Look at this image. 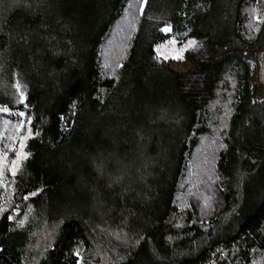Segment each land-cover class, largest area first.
<instances>
[{
  "label": "trees",
  "instance_id": "trees-1",
  "mask_svg": "<svg viewBox=\"0 0 264 264\" xmlns=\"http://www.w3.org/2000/svg\"><path fill=\"white\" fill-rule=\"evenodd\" d=\"M256 48L264 76V0H0V106L31 120L0 264H264Z\"/></svg>",
  "mask_w": 264,
  "mask_h": 264
},
{
  "label": "rangeland",
  "instance_id": "rangeland-1",
  "mask_svg": "<svg viewBox=\"0 0 264 264\" xmlns=\"http://www.w3.org/2000/svg\"><path fill=\"white\" fill-rule=\"evenodd\" d=\"M168 41L157 45L156 50L163 61L172 60V67L181 72H189L194 70L197 67V64L194 58L186 59L185 53L187 50L191 49L192 45H189V41L185 44L180 45L179 42L171 43ZM231 50L230 48L213 46L208 47L206 52L201 55V58H207L212 56H217ZM241 52H244L249 58L253 59L256 63L254 70L253 80L257 90L259 98H264V76H263V49L256 48L253 50L238 49ZM17 110H10L5 113L0 111V156H6L4 162V175L0 177V187L7 186L8 176L12 175L9 169L12 167V161H16V172L19 170L22 162L24 161V156H17L13 149L16 152L22 154H27L26 151V142L29 138V123L25 122L24 127L17 131L20 121L25 118H21L16 115ZM23 143V147H21ZM204 144V143H203ZM205 145V144H204Z\"/></svg>",
  "mask_w": 264,
  "mask_h": 264
},
{
  "label": "snow or ice",
  "instance_id": "snow-or-ice-1",
  "mask_svg": "<svg viewBox=\"0 0 264 264\" xmlns=\"http://www.w3.org/2000/svg\"><path fill=\"white\" fill-rule=\"evenodd\" d=\"M145 2H146V0H145ZM257 20H259L258 17H257ZM160 30H161L162 32H165V33H168V32H171V31H172L170 25H167V26H165L164 28H162V29H160ZM170 42H171V43H176V41H175L174 39L171 40ZM192 44H195V41H189V45H192ZM15 87H16L18 93H19V96H20V102H23L24 99H25V97H24V93H23V91L21 90V86H20L19 81H17V83L15 84ZM0 111L7 113V112L10 111V109H9L7 106H0ZM16 115H18V116L21 117V118H25V119H22V120L20 121V124H19V127L17 128V131H20V130L24 127L25 122H27V123H29V124L31 123L30 118H26V114H25L24 112H22V111H21V112H17ZM28 131H29V133L31 132L30 129H29ZM21 147H23V143H21ZM13 151L16 153V155H17L18 157L21 156V155H23L24 158L27 157V154H22V153H20V152H16L15 149H13ZM5 160H6V156H0V177H3V175H4V167H3V166H4V162H5ZM11 163H12V167L9 169V171L11 172V174H12L13 176H15V175H16V167H17V165H16V161L13 160ZM31 195H35V193H31ZM27 198H28L27 196L24 197V199H27ZM0 211H6V210H4V209H0ZM7 219L12 220L13 217H12V216H8ZM0 251H2V249H0ZM76 255L78 256L79 253H76ZM77 264H79V262H77Z\"/></svg>",
  "mask_w": 264,
  "mask_h": 264
}]
</instances>
